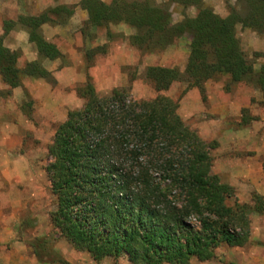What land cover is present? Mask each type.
Masks as SVG:
<instances>
[{
	"label": "trees",
	"instance_id": "16d2710c",
	"mask_svg": "<svg viewBox=\"0 0 264 264\" xmlns=\"http://www.w3.org/2000/svg\"><path fill=\"white\" fill-rule=\"evenodd\" d=\"M186 2L197 4V14L174 24L165 5L155 0H80L79 5L94 27L117 22L133 26L137 33L130 39L137 48L144 44L164 49L182 34L191 35L183 71L169 66L146 69L156 91L180 79L202 89L206 80L225 74L231 82L252 81L264 101V64L255 71L235 35L238 23L264 32V0H245V15L231 8L224 17L200 0ZM72 12L58 5L20 17L39 57L52 60L61 54L43 37L41 25L52 22V15L61 18ZM13 23L5 22L4 34ZM18 56L0 36V76L8 87L19 86L24 75H49L38 60L19 67ZM78 95L82 105L57 124L44 167L55 201L50 222L73 248L96 261L126 254L132 264H191V258L213 257L221 243L248 242L249 213L264 211V197L253 195L251 206L226 204L233 188L211 172L209 149L214 143L184 124L176 101L162 94L134 99L124 87L100 95L90 81ZM47 239L33 241L35 256L42 262H61L59 254L45 246Z\"/></svg>",
	"mask_w": 264,
	"mask_h": 264
},
{
	"label": "rangeland",
	"instance_id": "374dc122",
	"mask_svg": "<svg viewBox=\"0 0 264 264\" xmlns=\"http://www.w3.org/2000/svg\"><path fill=\"white\" fill-rule=\"evenodd\" d=\"M106 3L111 0H102ZM165 5L170 24L197 14V4L185 0H155ZM224 17L231 8L247 12L245 0H200ZM80 0H0V36L3 44L19 52L17 64L38 60L49 72L45 78L24 75L10 88L0 76V264H132L127 255L96 261L73 248L50 222L55 201L44 170L47 146L67 112L82 105L78 90L90 81L100 95L126 88L134 99L166 95L178 103L177 113L191 130L214 143L211 172L233 188L226 204L253 205V195L264 197V101L252 81L231 82L221 74L206 80L202 89L188 87L184 79L165 91H156L146 78L149 66L176 67L183 71L192 37L184 33L163 48L136 47L130 37L137 30L124 22L94 27L79 5ZM67 5L71 15L41 25L45 39L55 43L60 56H38L28 40L20 17L38 15ZM12 28L4 34L5 22ZM235 35L249 61L258 71L264 64V32L236 24ZM250 237L242 246L221 243L213 257L191 264H264V211H251ZM47 236V249L62 261L37 259L33 241ZM51 259V258H50ZM55 259V258H54ZM64 261V262H63Z\"/></svg>",
	"mask_w": 264,
	"mask_h": 264
}]
</instances>
